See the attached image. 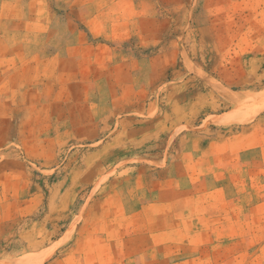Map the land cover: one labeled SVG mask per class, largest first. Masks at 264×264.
I'll use <instances>...</instances> for the list:
<instances>
[{
    "label": "rangeland",
    "instance_id": "rangeland-1",
    "mask_svg": "<svg viewBox=\"0 0 264 264\" xmlns=\"http://www.w3.org/2000/svg\"><path fill=\"white\" fill-rule=\"evenodd\" d=\"M0 264H264V0H0Z\"/></svg>",
    "mask_w": 264,
    "mask_h": 264
}]
</instances>
